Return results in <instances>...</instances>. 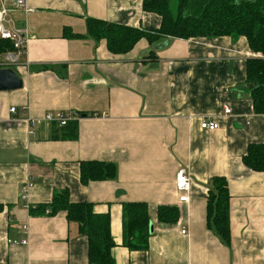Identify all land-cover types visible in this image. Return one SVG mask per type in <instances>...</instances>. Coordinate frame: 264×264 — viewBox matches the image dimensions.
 I'll list each match as a JSON object with an SVG mask.
<instances>
[{
	"label": "crops",
	"instance_id": "crops-1",
	"mask_svg": "<svg viewBox=\"0 0 264 264\" xmlns=\"http://www.w3.org/2000/svg\"><path fill=\"white\" fill-rule=\"evenodd\" d=\"M143 2L27 0L34 11L15 15L29 39L14 67L23 88L0 92V264H90L88 239L65 212L31 213L62 191L110 215L116 264H264V172L243 161L264 144V114L247 83L258 55L247 39H142L114 54L105 40L64 37L85 36L88 18L158 29L161 18ZM54 111L80 115L76 139L45 120ZM203 118L220 128L203 130ZM82 162L114 164L116 178L84 184ZM180 170L192 180L187 202L175 185ZM216 177L230 193L229 243L208 220ZM132 202L148 204V250L123 245V206ZM161 206L177 207L178 221L160 222Z\"/></svg>",
	"mask_w": 264,
	"mask_h": 264
},
{
	"label": "trees",
	"instance_id": "trees-1",
	"mask_svg": "<svg viewBox=\"0 0 264 264\" xmlns=\"http://www.w3.org/2000/svg\"><path fill=\"white\" fill-rule=\"evenodd\" d=\"M143 10L161 18L158 29L134 28L88 18L85 36L66 30L64 37L105 40L114 54L129 53L142 39L155 45L167 38L245 37L251 50L258 55L247 62V83L251 88L255 112L264 114V0H177L175 9H172L171 0H144ZM9 50H13L12 42L0 39V58ZM77 137L78 127L75 121L63 128L60 138ZM243 161L248 168L264 172V144L251 145ZM80 171L84 184L114 179L117 175L116 165L105 162H82ZM213 184L215 190L211 191L209 197L208 220L223 241L229 243L231 231L228 184L225 179L217 177L213 178ZM46 211L51 215L65 212L67 220L77 224L79 235L88 239L90 264H116L112 252L116 242L111 234L109 214L97 213L94 204L89 202H71L68 191L56 193L50 204L31 209L32 214ZM179 216V209L175 206L159 207L160 222L175 223ZM150 225L148 204H124L123 245L132 251L148 250Z\"/></svg>",
	"mask_w": 264,
	"mask_h": 264
},
{
	"label": "built area",
	"instance_id": "built-area-1",
	"mask_svg": "<svg viewBox=\"0 0 264 264\" xmlns=\"http://www.w3.org/2000/svg\"><path fill=\"white\" fill-rule=\"evenodd\" d=\"M33 12L27 5V0H0V39L10 40L13 44V50L5 52L0 59V68H14L19 66L23 56L25 55L26 46L29 39L28 29L20 28L16 24L15 15L18 12ZM225 114H231V109L225 106ZM12 114L17 113L16 108L11 109ZM80 115L73 112L54 111L45 115V120L52 124L64 127L70 122L78 121ZM30 123L31 121L28 120ZM203 130L215 131L220 128L217 121L203 118L200 123ZM31 134L35 132L31 130ZM191 177L185 170H180L176 176V189L180 192V202H187L191 191ZM34 186V182L30 181L26 184L22 192L27 193ZM188 230L183 229L182 234H187ZM25 244L26 242H22Z\"/></svg>",
	"mask_w": 264,
	"mask_h": 264
},
{
	"label": "water",
	"instance_id": "water-1",
	"mask_svg": "<svg viewBox=\"0 0 264 264\" xmlns=\"http://www.w3.org/2000/svg\"><path fill=\"white\" fill-rule=\"evenodd\" d=\"M24 82L18 72L11 67L0 68V92L17 91L22 89ZM154 232V225H150V233Z\"/></svg>",
	"mask_w": 264,
	"mask_h": 264
},
{
	"label": "rangeland",
	"instance_id": "rangeland-1",
	"mask_svg": "<svg viewBox=\"0 0 264 264\" xmlns=\"http://www.w3.org/2000/svg\"><path fill=\"white\" fill-rule=\"evenodd\" d=\"M176 3H177V0H171L172 9L176 8Z\"/></svg>",
	"mask_w": 264,
	"mask_h": 264
}]
</instances>
